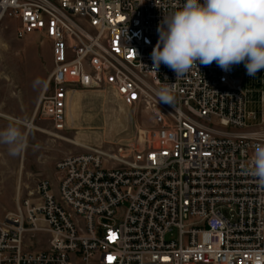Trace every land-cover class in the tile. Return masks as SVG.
I'll list each match as a JSON object with an SVG mask.
<instances>
[{
    "label": "built area",
    "instance_id": "2783aa9c",
    "mask_svg": "<svg viewBox=\"0 0 264 264\" xmlns=\"http://www.w3.org/2000/svg\"><path fill=\"white\" fill-rule=\"evenodd\" d=\"M184 3L0 0V25L14 19L19 38L51 43L37 110L55 132L74 91L105 89L151 114L136 143L67 155L55 185L18 191L0 219V264H264V186L248 171L264 137V69L197 62L177 79L155 68L158 25ZM164 83L174 106L157 103Z\"/></svg>",
    "mask_w": 264,
    "mask_h": 264
},
{
    "label": "rangeland",
    "instance_id": "374dc122",
    "mask_svg": "<svg viewBox=\"0 0 264 264\" xmlns=\"http://www.w3.org/2000/svg\"><path fill=\"white\" fill-rule=\"evenodd\" d=\"M19 27L14 19H5L0 25V130L9 123L21 122L27 148L13 156L7 145L0 143V182L20 179V195L26 197L40 178L56 184L55 164L67 155L86 152L89 147L115 150L118 145L136 143L139 131L151 122V114L138 105L126 106L105 89L80 91L73 93L67 106L65 130L55 132L37 110L53 66L51 43L38 34L19 38ZM32 119L35 127L28 131L23 125ZM0 203L7 202L1 197ZM14 210L0 207L5 213L0 219ZM34 246L45 245L40 242Z\"/></svg>",
    "mask_w": 264,
    "mask_h": 264
},
{
    "label": "clouds",
    "instance_id": "9594fccd",
    "mask_svg": "<svg viewBox=\"0 0 264 264\" xmlns=\"http://www.w3.org/2000/svg\"><path fill=\"white\" fill-rule=\"evenodd\" d=\"M157 32L153 64L166 65L177 79L197 68V62L204 66L215 62L224 71L243 63L249 77L264 69V0H185L164 16ZM175 91V83L162 84L155 90L157 103L174 106ZM254 139L259 142L253 146L248 171L264 186V137ZM0 143L8 146L10 155L22 154L27 134L21 122L0 130Z\"/></svg>",
    "mask_w": 264,
    "mask_h": 264
},
{
    "label": "crops",
    "instance_id": "0c3cea01",
    "mask_svg": "<svg viewBox=\"0 0 264 264\" xmlns=\"http://www.w3.org/2000/svg\"><path fill=\"white\" fill-rule=\"evenodd\" d=\"M73 93H77V91L76 92L74 91V92L70 93L69 103L72 101ZM28 131H30V130H28ZM16 172H17V170L14 171V174ZM19 182H21V180L18 179L16 181V178H13L11 183L9 181L8 182H5V181L4 182H0V198L2 197L7 202V203H4V204L0 203V207L1 208L5 207V208H8V210L9 209H15L16 195H17L18 191H20V188H21L19 186ZM10 184H11V186H10ZM4 185H6V187ZM1 216H5V213L0 212V217Z\"/></svg>",
    "mask_w": 264,
    "mask_h": 264
},
{
    "label": "bare ground",
    "instance_id": "6f19581e",
    "mask_svg": "<svg viewBox=\"0 0 264 264\" xmlns=\"http://www.w3.org/2000/svg\"><path fill=\"white\" fill-rule=\"evenodd\" d=\"M77 92H80V91H77ZM97 92V91H96ZM100 92V91H99ZM110 92V91H109ZM111 93V92H110ZM112 94V93H111ZM114 95V94H113ZM114 96H116V95H114ZM117 97V96H116ZM119 98V97H118ZM120 99V98H119ZM121 100V99H120ZM127 106V105H126ZM66 114H67V111H66ZM30 129H32V128H34L35 126H34V123L32 124V126H28ZM64 140H66V141H69V142H72V143H75V144H78V145H80V143H78V142H76V141H74V140H70V139H64Z\"/></svg>",
    "mask_w": 264,
    "mask_h": 264
},
{
    "label": "snow or ice",
    "instance_id": "6c2138e0",
    "mask_svg": "<svg viewBox=\"0 0 264 264\" xmlns=\"http://www.w3.org/2000/svg\"><path fill=\"white\" fill-rule=\"evenodd\" d=\"M124 19V17H121V20H123ZM112 258L111 257H109V260H111Z\"/></svg>",
    "mask_w": 264,
    "mask_h": 264
}]
</instances>
